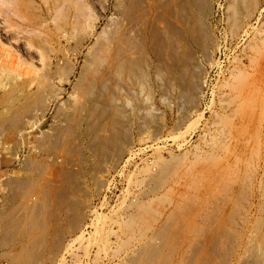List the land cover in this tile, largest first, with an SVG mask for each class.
Instances as JSON below:
<instances>
[{
	"label": "bare ground",
	"instance_id": "obj_1",
	"mask_svg": "<svg viewBox=\"0 0 264 264\" xmlns=\"http://www.w3.org/2000/svg\"><path fill=\"white\" fill-rule=\"evenodd\" d=\"M114 1L117 3L116 9L113 7L115 10L113 11L114 14L105 20L100 30H98L99 27L97 28V26L108 8H103L102 12L98 13L97 16L95 15V20L88 28L84 20L85 17L83 18L79 9V14L77 10L76 12L74 10L79 15L73 13L77 15L74 25L76 27L80 24L83 30L74 31L70 34L72 38H75L71 51L65 52V50V56L62 57L63 59L61 58L63 62H59V58H57L55 59V64L61 71L56 76V81L57 77L60 82L70 81L71 76L75 75L74 80H72V87L76 89L73 96H77L79 99L74 104L71 103V109L63 108L66 109L64 112L60 110L61 108H55L61 112L58 117L64 123L57 122L58 126L54 128L50 136L49 133L48 136L47 134H44V136L38 135L36 141L30 143L29 140L25 141L23 133L26 128L32 126L33 121H40L36 120L37 116H44L49 111L53 100L60 95L61 86L53 87V91L51 90L50 92L44 91L52 83H49L50 78L48 79L52 61L49 60L44 65L46 71L44 70V73L40 72V76H30L29 78L24 77L22 73L25 72H20L17 69L18 67L15 68V64L17 65V60L15 59V64L12 65L14 68L11 70H7L2 64L0 65V95H3L5 99L11 100L10 107L6 106L4 107L5 109L0 110V119H9V126H13L18 123L20 113L24 114V112L31 110L32 105H38L35 106L37 109L34 113L26 114L21 127L15 133L17 148L9 151L10 142L7 143L6 140L1 139L0 153L6 152L9 153L10 157H16L19 150L25 147L26 142H29L27 147L32 151L30 152L32 154H38L42 150L49 152L46 156L44 155L46 157L45 162L43 161V156V158H29L26 156L27 160L24 161L23 168H20L23 169L22 173H19V169L11 168V173L17 172L19 174H13L10 178H7L8 180L5 177L7 181H4L9 185L10 196L14 198L8 207H0V259L4 260L5 264H57L64 256L65 250H70L78 241L87 240L85 238L87 222L84 221L83 215L93 212L98 217L100 212L96 208L93 209L95 206L92 204H81L78 197H73L69 191L70 188L79 186L75 181L77 177H75L73 172L75 165L72 166V160L74 161L75 158L78 159L80 157L74 158V156L80 154L79 149L81 148L79 144H74L72 136H76L77 133L87 136L86 147L93 155L98 153L100 157L106 156L109 160L115 158V161H117L124 150L122 142L128 138L130 133V128L125 126V122L140 114V110L138 111L140 104L138 107L137 103L139 101L143 103L141 112L146 119L145 121H154V115L157 114L154 111L152 97L149 96L148 88H152L155 84L158 88L163 84L173 87L176 83L181 82L187 86V89L193 90L198 83L197 91L202 89L204 80L201 76L197 83L198 77L194 73L196 68L190 65V61L192 58H196L194 57L196 52L200 51L203 54L208 42H213L212 33L210 34L209 27L207 26V28L204 24L205 21H202L203 16L201 17L199 14L201 10L210 12L209 8L211 9V5L209 3L211 0ZM244 2H249V0H244ZM71 3L73 4L74 2ZM239 3L241 5V2ZM75 5L73 4V6ZM254 7L256 6L253 5L252 8ZM235 22L233 23L234 28L237 26ZM64 34L66 35V32ZM67 35L69 36L68 32ZM90 36H93L94 40L88 44L86 41L90 39ZM207 50L209 52V49ZM204 53L206 54V52ZM79 55H83V60L80 64H78ZM256 78L254 82L259 87L258 84L262 83L263 77L257 76ZM138 89L143 90V92L146 90V94L141 95L139 98ZM262 98L264 100V96ZM15 104H18V106ZM19 104L21 105L19 106ZM62 105H59V107H62ZM259 126V131H257L259 133L256 138L258 159L256 163L251 164L250 174H248L247 178L249 182L243 184L240 188V185L235 182L232 176H229V171L226 168L216 173L211 170L214 168H207L209 170L206 171L187 170V182L189 185L195 186L198 185L199 180H204L201 190L196 191L198 194L204 195V198L198 200L199 204L196 203V199H193L190 194L189 196L192 199L187 201L188 203L178 199L174 200L169 207L165 220L157 225L150 235V232L148 235L141 233L144 236L142 240L137 242L138 244L135 248L127 250L128 252L124 257L127 261L126 264H264V183L257 182V179L259 180L264 173V108H261ZM221 142L218 139L208 150L199 152L195 156H202L203 159L206 158L208 160H210V157L215 156L214 158L216 159L217 156L221 155ZM221 146L223 148L224 145ZM249 148V143L245 140L238 141L232 147L236 154L247 152ZM83 154L82 156H84ZM236 154L233 155L236 156ZM178 157H173L174 161L172 162L158 161L154 167L150 165L151 168H146L145 170L147 174L145 178L148 179V182H163L162 180L173 170V165L176 164L175 161L180 160V155ZM228 158L226 161L229 162ZM234 159L236 160L237 156ZM199 160L198 162L200 163ZM246 161L243 162L246 163ZM204 163L203 161L202 164ZM210 163L212 162L210 161ZM246 166L248 165L246 164ZM90 169L92 168L90 167ZM241 170L243 172V169ZM234 175H238V173L234 172ZM93 182L98 188V192H100L99 189L104 184L103 181L94 175ZM245 186L246 190L243 189ZM153 187L155 186L151 185V190L155 191L157 188L154 189ZM240 190L246 191V195L240 193ZM146 193L144 192V194ZM241 194L244 197L243 199H245L244 203L239 201V198H242L240 197L242 196ZM235 200L237 203L233 205L232 202H235ZM145 202L143 199L134 197V199L126 203V207L136 206L138 208L136 211L139 214L142 211L141 209L145 207ZM233 206H237V212H234V215L237 213L236 217H232L229 214L232 208L234 209ZM136 211L127 213L129 215L128 218L121 216L120 225L133 220L136 217ZM114 213L115 211H112V209L106 213L108 222L116 221L115 218L113 220ZM183 213L187 215L189 213L195 214L192 216V220L188 222V233H183L185 236H183L182 243L174 250L171 244L174 240L179 239L180 232L176 231L182 222L179 217ZM144 219L143 221H146ZM130 225L134 226L133 224ZM113 227L109 225L106 231L105 229L104 231L102 230L104 237H106L105 239L111 240L109 236L113 233L116 235L114 239L117 244L121 245L123 242H127L126 240L119 241L120 239H117L120 233L118 234ZM66 234L72 238L68 244H65L68 241V238L66 239L65 237ZM176 236H178V239ZM129 242L127 243L129 244ZM103 243H106V241ZM127 243L124 244L127 245ZM113 254L116 255L115 250Z\"/></svg>",
	"mask_w": 264,
	"mask_h": 264
},
{
	"label": "rangeland",
	"instance_id": "obj_2",
	"mask_svg": "<svg viewBox=\"0 0 264 264\" xmlns=\"http://www.w3.org/2000/svg\"><path fill=\"white\" fill-rule=\"evenodd\" d=\"M233 1L235 0H211L209 3L211 5V9L209 8L210 12H208V10L204 12L203 10L199 11L200 16H203L202 21H205L204 24L206 27L208 26L210 28L207 27L210 34L212 33L211 35L213 36L211 37L213 42L211 41L206 44L203 54H201L200 51L196 52L194 54L196 58H192L190 61V65L196 68L194 69V73L195 76L198 77L197 83L201 76L204 80L201 91H197V85H199V83L196 84L197 87L195 86L194 89L191 90L189 88L187 89V86L181 82L176 83L173 87L163 84L158 88L155 84L152 88H148L149 91L146 88L150 94L148 95L152 97L154 111L158 115L155 114L154 121L150 120V123L145 121L146 119L142 116L143 114L141 112L143 103H141V101L137 103L138 107L140 104V107L137 108L138 111L140 110L141 115L138 114V116L132 120L124 121L125 126L130 128V137L128 136V138L124 140L126 144L122 142L126 152L123 150L121 153L122 155L120 154L121 157L119 156L117 161H115V158L109 160L106 156L100 157L98 153H94L93 155L86 147L88 141V138H86L87 136L79 135L78 133L76 136H72L74 144H79L81 148L79 149L80 154L74 156V158L80 157L78 159L75 158V162L72 160V166L75 165L73 167V172L75 173V177H77L75 181L79 186H76L78 187L77 189L76 187H69V191L73 197H78L81 204L89 203L95 206L93 209H98L100 215L97 217L93 212L83 215L84 221L87 222L85 235L87 240L78 241L70 250H65L64 256L62 257L63 260H59L60 264H126L127 261L124 257L128 252L127 250L135 248L138 244L137 242L142 240L144 236H142L141 233L148 235L150 232V235L153 229L165 220L169 207L174 200L178 199L188 203L187 201L193 197V199H196V203L199 204L198 200L204 198V195L197 193L203 187L202 182H204V180H199V183L197 182L198 185H189L187 182V170L189 171V169H194V171H206L214 168L211 170L216 173L226 168V170L229 171V176H232L235 182L240 185V188L243 184L249 182L247 178L248 174H250L251 164L256 163L258 159L256 138L259 133L257 131H259L260 127L259 116L261 108H264V100L262 98L264 96V0H249V2L246 3L244 0ZM71 2H74L73 4H76V7L73 6ZM239 2H241V5ZM234 4L237 5L235 6ZM253 5L256 7L252 8ZM113 7L115 9L117 7V3L114 0H0V65L2 64L7 70H11L14 68L12 65L15 64V60H17L15 68L18 67L17 69H19L20 72H25L22 73L24 77L29 78L30 76L37 77L38 75L40 76L41 73H44L46 71L44 65L50 60L52 63L48 79L50 78L51 80L49 79V83H52L49 88L44 91L50 92L53 87L57 88L61 86L60 95L53 100L49 111H47L44 116L38 115L36 120L40 121H33L32 126L24 130L23 134L25 141L29 140L30 143L36 141L38 135L44 136V134H47L48 136L49 133L50 136L54 128L58 126V123H64V121L59 119L58 114L60 115L61 112L59 110L58 112L57 109L61 108L60 110L62 112L66 111V109L69 110L72 104L79 99V97L73 96L76 89L72 87V80H74L75 75L71 76L70 81L60 82L58 81V77L56 81V76H58L61 71L58 69L57 64H55V59L59 58V62L62 63V57L65 56V52L71 51L70 49H72L75 43V38H72L70 34L74 31L83 30L80 24L77 25L78 27L76 26L77 28L74 25V20H76L79 14L78 9L83 18L85 17L84 20L88 28L90 24L92 25L97 14L102 12V10H104L103 8H108L106 14L101 18L97 26V28L99 27L98 30H100L105 20L114 14L113 11L115 10ZM74 10L75 12L77 10L78 14L75 13ZM234 22L237 23L235 28L233 26ZM73 28L75 29L72 30ZM63 31L66 32V35ZM92 37L93 36H90V39H88L89 41L87 40L88 42L86 41V43L90 44V42L94 40V37ZM190 44L194 47L192 43ZM66 45H68L69 48ZM207 49H209V52ZM204 52H206V54ZM23 60L26 61L23 62ZM82 60L83 55H79L78 64L82 63ZM196 73L198 74L196 75ZM257 76L263 77L262 83L260 85L258 84L259 87H257L254 82ZM33 88L35 87L33 86ZM146 90L143 92V90L141 91L138 89V97L140 98L141 95L146 94ZM188 96H190V98H188ZM10 101V99H5L3 95H0V110L9 106ZM15 105L18 106V104ZM20 105L21 104H19V106ZM36 105H32L30 111H26L24 114L20 113L19 124L16 123L13 126H9V119H0V140L4 139L7 143L10 142L9 151L17 148L18 144L15 133L17 129L21 127L24 117L26 118V114L36 111ZM59 105H62V107H59ZM218 139L222 141L221 145H224L223 148H221L222 146L220 145L221 157L217 156L218 158L216 157L215 159L214 156L212 158L210 157V160H208L206 158L203 159L202 156H195V154L199 152L201 153L206 149L208 150ZM242 140L249 143L250 150L248 149L247 152L245 151L244 153H234L232 149L233 145ZM28 143L29 142L25 143V147L19 150L18 156L16 157H10L9 153L6 152L0 153V163L2 164H0V207H8L13 202L14 198L10 196L9 185H7L6 181L8 180L7 178H10L13 174L18 175L22 173L21 171L23 169L20 168H23L24 161L27 160L26 156L29 158L43 156L44 158H42L45 162V156L49 153L48 151L42 150L38 154H32L30 153L32 151L27 147ZM250 145L252 147L254 146V149ZM85 153H87L86 156ZM82 154L84 156H82ZM233 154H236V160L234 159L236 156ZM179 155L181 157L180 160L175 161L176 164L173 165L174 167L172 166L173 170L162 180L163 182H148V179L145 178L147 176L145 172L146 168L149 169L151 166L154 167L158 161L172 162L174 161L172 158H179ZM227 156L230 158L232 156V158L230 159ZM84 157L86 158L85 161ZM221 158L223 159L222 161ZM227 158L229 162L226 161ZM94 160L95 162H93ZM203 161L205 162L204 164H202ZM210 161L212 163H210ZM243 161H246V163ZM231 163L234 166H232ZM246 164L248 166H246ZM235 165L238 166L236 167ZM90 167L92 169H90ZM11 168L19 169L20 172L11 173ZM241 169H243V172ZM95 172L96 174H94ZM234 172H237L238 175H234ZM94 175L98 176L104 183L100 186V192H98V188L93 182ZM259 180L257 179L258 183H264V173L260 176ZM151 185L155 186L153 187L154 189H157L155 191L153 189L151 190ZM157 185L159 186L156 187ZM243 189L246 190V186ZM149 190L151 193L148 192ZM244 190H240V193L243 195L246 193ZM85 191H88L87 194ZM146 191L149 194H147ZM144 192L147 195L144 194ZM81 193H84L86 196ZM243 195L240 196L242 197L241 199L239 198L240 203L245 202ZM134 197L146 201L145 207L141 209L142 211H140L139 214L136 211L138 210L136 206L131 205L126 207V203L134 199ZM234 203H237V201L235 200V202H232L233 205ZM236 207H234V209L232 208V212L230 211L229 213L232 217H236L237 215V213L234 215V212H237ZM146 208L151 210H147ZM111 209L115 211L113 220L115 218L116 221L108 222L106 213L110 212ZM134 211L137 212L135 214L136 217H134L135 219L133 218V220H130L128 223L120 225L119 221L121 216L128 218V214ZM193 215L191 213H189V215L183 213V215L179 217L180 221H182L176 231L180 232V234L178 233L179 237L176 236V238L178 237L179 239L177 238L178 240L173 241L171 244L172 249H177L180 243H182L181 241L184 238L183 236H185L184 234L188 233V222L192 220ZM144 218L146 221H143ZM93 223L95 226H92ZM105 224L107 227L109 225H112V227L114 226L113 228L116 229V232L118 234L120 233L117 237L118 240L120 239L119 241L126 240L129 242L131 240L129 244L127 242H123L121 245L117 244V241L114 239L116 235L113 233L109 236L111 240L105 239L106 237L103 235L104 229L106 231L107 228ZM130 224H133L135 227ZM186 225L187 227H185ZM130 236L132 237L131 239ZM65 237L66 239L68 238L65 244H68L72 238L68 234H66ZM105 241L106 243H103ZM124 243H127V245ZM114 250L116 255L113 254Z\"/></svg>",
	"mask_w": 264,
	"mask_h": 264
},
{
	"label": "built area",
	"instance_id": "obj_3",
	"mask_svg": "<svg viewBox=\"0 0 264 264\" xmlns=\"http://www.w3.org/2000/svg\"><path fill=\"white\" fill-rule=\"evenodd\" d=\"M0 264H5V261L0 259Z\"/></svg>",
	"mask_w": 264,
	"mask_h": 264
}]
</instances>
